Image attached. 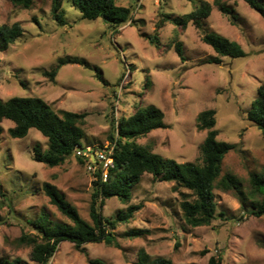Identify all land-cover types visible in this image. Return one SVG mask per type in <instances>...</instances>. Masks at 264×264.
Segmentation results:
<instances>
[{"label": "rangeland", "instance_id": "374dc122", "mask_svg": "<svg viewBox=\"0 0 264 264\" xmlns=\"http://www.w3.org/2000/svg\"><path fill=\"white\" fill-rule=\"evenodd\" d=\"M201 1L118 0L119 5L134 7L133 19L113 32L101 18L83 19L71 0H63L65 25L52 17V0H35L28 9L0 0V26L19 22L24 29L8 46L0 38V98L38 96L56 111L88 112L82 143L93 152L111 146L110 135L118 136L122 117L155 105L164 112L166 126L136 142L163 157L197 164H203L201 147L207 134L198 129L197 116L214 109L218 139L235 144L223 160L221 176H233L246 194L242 203L233 191L216 187V218L210 225L185 230L182 193L190 191L175 192L174 182L145 173L133 187L130 202L113 197L103 208L106 217L114 218L131 204L142 205L134 218L118 224L120 246L89 242L80 251L65 240L49 264H90V259L137 264L142 250L152 257L170 258L174 264H208L212 256H220L222 264H264V215L250 212L254 200L250 177L264 169V136L248 119L264 82V17L244 0H225L234 9L233 21L214 5L203 29L193 21L186 27L174 22ZM159 21L163 23L159 44H153L149 36ZM205 32L237 41L246 55L210 61L217 53L203 41ZM178 42L183 44L185 60L176 51ZM68 57L85 59L91 68L67 63L59 68L55 81L44 75ZM96 67L107 83L97 78ZM13 126L5 119L0 136V259L37 264L31 247L18 242L22 234L36 232L31 221L47 214L53 222L71 223L50 202L43 184H55L91 222L94 173L99 166L90 171L75 153L54 167L37 161L34 147L47 152L48 138L36 128L24 138H13L8 131ZM132 229L145 231L141 236H124Z\"/></svg>", "mask_w": 264, "mask_h": 264}, {"label": "trees", "instance_id": "16d2710c", "mask_svg": "<svg viewBox=\"0 0 264 264\" xmlns=\"http://www.w3.org/2000/svg\"><path fill=\"white\" fill-rule=\"evenodd\" d=\"M16 6L31 8L35 0H10ZM118 0H71L72 5L80 11L83 19L95 20L101 18L117 32L120 27L133 19V6L119 5ZM264 17V0H244ZM232 21L236 17L234 9L225 0H202L200 5L184 17L174 19L181 27H186L193 21L198 28L204 26V20L211 15L213 6ZM63 0H52V17L59 25L67 24L64 16ZM38 22V21H37ZM163 23L156 24L155 33L149 36L153 44H159V30ZM24 29L19 22L12 25L0 26V38L5 46L15 42L22 36ZM203 41L215 50L216 56L210 61L220 63L222 57H241L246 55L243 47L235 40L219 35L216 32H205ZM176 51L180 58L185 60L184 48L181 42L176 43ZM75 63L91 68V64L80 57L61 58L59 64L44 75L56 80L59 68L63 64ZM98 79L107 83L99 68L96 67ZM88 112H73L68 110L56 111L50 103L38 96H14L8 100L0 98V136L4 131L3 121L9 119L14 126L8 129L13 138H24L30 129H38L48 138L49 148L44 152L39 146L34 147V159L50 167L58 166L75 153L77 147L85 148L82 139L85 136L83 126L86 123ZM164 112L155 105H148L137 109L132 115L119 120L116 134L111 133L113 149V164L108 168V178L103 180V171L98 168L94 173V191L90 204L91 222L83 218L78 208L66 200L60 189L51 182H45L43 192L50 202L70 219L71 223H57L50 220L47 214L31 221L36 231L34 234L24 233L18 242L31 247V258L37 264H49L55 255L59 244L68 240L75 244L76 249L85 251L84 245L89 242H104L107 245L120 246L115 230L119 223H126L134 218L135 213L142 205L131 204L126 210L117 212L114 218L106 217L103 208L109 198L117 197L124 203L130 202L132 189L139 184L145 173L152 174L157 180L174 182L172 190L177 192L185 188L190 193H182L181 208L186 225L183 228L210 225L217 216L218 203L215 199V188L233 191L241 196L245 203L246 194L237 179L230 174L221 176L222 163L225 156L235 148V144L219 140V131L216 128L217 118L214 109H206L197 116V127L206 130V138L201 147L203 164L194 162L181 163L175 159L166 158L152 151L148 146L140 145L136 139L154 129L166 126ZM248 119L253 121L264 136V82L258 87V97L253 101L248 112ZM76 154V153H75ZM82 163H90L87 155H77ZM251 195L252 214L264 215V169L261 173H252ZM261 196L259 199L258 196ZM144 229H132L124 236L136 237L144 234ZM90 264H106L101 260L90 259ZM0 264H28L21 258H2ZM137 264H174L173 260L163 256L152 257L145 250L139 254ZM208 264H222V258L212 256Z\"/></svg>", "mask_w": 264, "mask_h": 264}, {"label": "built area", "instance_id": "2783aa9c", "mask_svg": "<svg viewBox=\"0 0 264 264\" xmlns=\"http://www.w3.org/2000/svg\"><path fill=\"white\" fill-rule=\"evenodd\" d=\"M113 149L114 145H111L109 148L100 149L96 152H93L91 147H77L75 153L77 155H87L91 159V162L88 163L90 171L95 170L99 166L103 171V180L106 181L108 178V168L113 164L114 160Z\"/></svg>", "mask_w": 264, "mask_h": 264}]
</instances>
